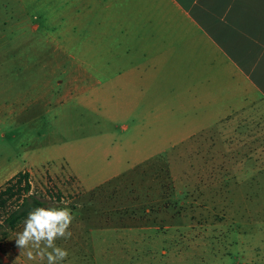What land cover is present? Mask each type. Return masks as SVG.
Listing matches in <instances>:
<instances>
[{"label":"rangeland","instance_id":"obj_1","mask_svg":"<svg viewBox=\"0 0 264 264\" xmlns=\"http://www.w3.org/2000/svg\"><path fill=\"white\" fill-rule=\"evenodd\" d=\"M100 3L0 0V189L26 171L41 207L71 209L63 264H264V96L177 105L145 65L125 75L149 97L117 102ZM25 219L0 234V264H47L16 247Z\"/></svg>","mask_w":264,"mask_h":264},{"label":"crops","instance_id":"obj_2","mask_svg":"<svg viewBox=\"0 0 264 264\" xmlns=\"http://www.w3.org/2000/svg\"><path fill=\"white\" fill-rule=\"evenodd\" d=\"M99 5L98 10L110 8L106 24L117 102L149 97L147 82L134 84L125 75L145 65L144 74H160L159 96L166 95L165 80L175 82L170 87L177 90V105H209L215 99L226 106L245 105L264 96V0H101ZM94 21L103 23L98 14ZM104 53L94 51L100 58L96 72L107 70L101 67ZM133 56L143 59L140 65L119 66V57Z\"/></svg>","mask_w":264,"mask_h":264},{"label":"clouds","instance_id":"obj_3","mask_svg":"<svg viewBox=\"0 0 264 264\" xmlns=\"http://www.w3.org/2000/svg\"><path fill=\"white\" fill-rule=\"evenodd\" d=\"M74 218L68 207H35L28 212L22 232L16 233V247L20 253L26 251L29 260L63 264L69 252L57 246L56 241L71 239L69 229Z\"/></svg>","mask_w":264,"mask_h":264},{"label":"trees","instance_id":"obj_4","mask_svg":"<svg viewBox=\"0 0 264 264\" xmlns=\"http://www.w3.org/2000/svg\"><path fill=\"white\" fill-rule=\"evenodd\" d=\"M43 203L29 193V184L26 171H17L6 180L3 188L0 189V234L4 237L7 230L13 229L28 212L41 207Z\"/></svg>","mask_w":264,"mask_h":264}]
</instances>
